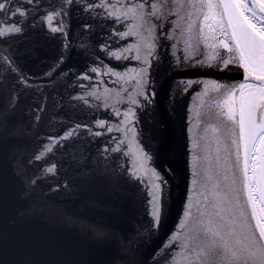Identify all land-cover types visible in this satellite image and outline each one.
<instances>
[{"label":"snow or ice","instance_id":"1","mask_svg":"<svg viewBox=\"0 0 264 264\" xmlns=\"http://www.w3.org/2000/svg\"><path fill=\"white\" fill-rule=\"evenodd\" d=\"M0 264H264V0H0Z\"/></svg>","mask_w":264,"mask_h":264},{"label":"water","instance_id":"2","mask_svg":"<svg viewBox=\"0 0 264 264\" xmlns=\"http://www.w3.org/2000/svg\"><path fill=\"white\" fill-rule=\"evenodd\" d=\"M54 48L49 47L41 50L42 56L51 57L54 55ZM26 71H30L34 74H40L43 69L44 65H40L36 60H28L25 64ZM237 79H241V77H236ZM41 102L40 98L35 94L28 95L24 98L21 107L17 110L16 114L14 115L13 119H23L27 120L28 117L26 115L27 112V105L33 103V101ZM180 121L170 123L165 131V136L168 138L170 143H178L180 142ZM180 168L182 174H184V162L181 159ZM178 186L173 188L172 193V201L170 204V210L167 219L165 220L163 227L161 228V236L169 233L171 230H174V226L178 223V215L180 213L181 208V201L185 194L186 189V182L181 179L177 182Z\"/></svg>","mask_w":264,"mask_h":264}]
</instances>
